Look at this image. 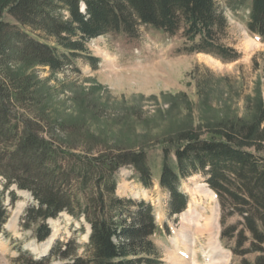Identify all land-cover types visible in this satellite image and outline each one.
I'll return each instance as SVG.
<instances>
[{
	"label": "trees",
	"instance_id": "obj_1",
	"mask_svg": "<svg viewBox=\"0 0 264 264\" xmlns=\"http://www.w3.org/2000/svg\"><path fill=\"white\" fill-rule=\"evenodd\" d=\"M8 7L19 24L0 20V233L9 218L5 190L16 183L37 202L23 219L26 228L40 221V241L52 233L46 221L62 211L84 215L91 223V254L78 256L67 245L58 252L63 258L73 255L72 260L60 264H163L154 244L162 229L152 205L116 194V173L124 165L133 167L139 182L152 186L145 150L118 143L96 153L95 140L77 125L71 131L73 125L65 122L17 113L41 99L27 69L41 64L59 71L84 55L97 64L99 58L87 54V41L110 33L137 37L143 26L170 36L183 30L187 52L235 61L239 52L224 41L226 10H247V28L264 38V0H226V9L216 0H13ZM41 34L54 40L45 41ZM213 131L202 137L198 128L189 127L177 134L174 156L165 151L159 181L171 192L169 213L187 207L181 180L204 174L220 199L222 238H236L233 252L244 255L238 228L226 225L238 213L253 236L251 248L262 253L255 263L244 259L243 264H264V101L259 99L248 116L220 118ZM56 250L52 246L43 257L23 251L18 260L53 264Z\"/></svg>",
	"mask_w": 264,
	"mask_h": 264
},
{
	"label": "rangeland",
	"instance_id": "obj_2",
	"mask_svg": "<svg viewBox=\"0 0 264 264\" xmlns=\"http://www.w3.org/2000/svg\"><path fill=\"white\" fill-rule=\"evenodd\" d=\"M12 1L0 0V20L17 25L8 12ZM216 1L226 9V0ZM226 11L224 41L239 52L240 57L235 61H223L209 53L187 52L183 30L170 36L143 26L137 37L110 33L86 43L87 54L99 58L97 64L84 55L59 71L41 64L28 68L27 72L39 85L41 99L31 107L22 103L25 109L16 110L34 119L43 116L71 124V131L77 125L76 129L95 140L96 153L118 143L145 150L152 186L139 182L133 167L124 165L116 173V194L152 205L162 229L155 235L154 244L163 264H177L176 256L183 264H208L205 254L209 252L212 235L213 241L224 249V257L230 256L225 258L228 264H243L244 259L255 263L262 254L251 248L253 236L238 213L228 217L226 225L234 224L238 228L236 234L240 232L239 238L245 240L239 248L244 255L233 252L236 238H222L220 199L213 195L207 176L194 174L181 180L180 190L188 196V203L183 212L174 215L169 213L171 192L162 188L159 181L163 155L168 149L174 156L179 132L194 127L202 137H208L220 118L248 116L259 99L264 101V38L247 28V10ZM41 35L45 41L54 40ZM43 124L45 127L46 123ZM57 132L64 136L68 131ZM0 189H3L1 185ZM33 204L37 202L31 191L19 188L16 183L5 190L9 218L0 233V264H25L23 259L18 260L23 251L39 257L43 253L48 255L52 246L57 249L53 264L72 260L73 255L63 258L58 252L67 245L78 256L91 254L92 227L84 215L77 217L62 211L57 217L49 218L46 222L55 239L48 248L51 236L44 241L37 238L40 221L28 228L24 226L26 210ZM192 213L195 218L188 220ZM213 217L216 220L213 234L210 230L200 232L198 229L204 228L209 218L213 226ZM183 240L188 248L183 246Z\"/></svg>",
	"mask_w": 264,
	"mask_h": 264
},
{
	"label": "bare ground",
	"instance_id": "obj_3",
	"mask_svg": "<svg viewBox=\"0 0 264 264\" xmlns=\"http://www.w3.org/2000/svg\"><path fill=\"white\" fill-rule=\"evenodd\" d=\"M212 192H213V195H215V192L214 191H212ZM192 210L193 209H191V208L189 209V211H191V212H192ZM215 216H217V213H215ZM193 218H195V214L194 213H192L191 218H187V219L188 220H192ZM210 219L211 218H209V220L205 223V227L204 228L198 229L200 232H203L205 230H210V234H213L216 220L213 217L214 223H213V226H212V225H210V221H211ZM54 239H55V235H52L48 239V241H47V247L48 248L50 247V244L54 241ZM186 239H187V236H186ZM210 239H211V242L209 243V247H208L210 249L209 250L207 249V252L208 251L209 252L205 254V257H207V259H208L207 263L208 264H228L229 261L226 260V259L230 258V256L225 255V257H224V255L222 254V251L224 249L216 241H213L215 239L214 235H212ZM183 246L188 248V244H187V242L185 240H183ZM34 249L36 251V248H34ZM175 260L177 261V264H183V261L178 256L175 257Z\"/></svg>",
	"mask_w": 264,
	"mask_h": 264
}]
</instances>
